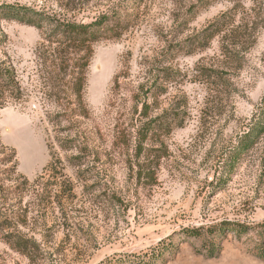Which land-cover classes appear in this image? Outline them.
<instances>
[{"label": "rangeland", "instance_id": "374dc122", "mask_svg": "<svg viewBox=\"0 0 264 264\" xmlns=\"http://www.w3.org/2000/svg\"><path fill=\"white\" fill-rule=\"evenodd\" d=\"M8 6L106 16L119 37L94 46L79 101L84 53L0 11V66L22 94L0 108V264H264V135L235 158L264 108V0ZM222 15L240 30L205 41Z\"/></svg>", "mask_w": 264, "mask_h": 264}, {"label": "trees", "instance_id": "16d2710c", "mask_svg": "<svg viewBox=\"0 0 264 264\" xmlns=\"http://www.w3.org/2000/svg\"><path fill=\"white\" fill-rule=\"evenodd\" d=\"M233 1V0H231ZM2 11L3 19H8L11 21H17L30 25L32 27L43 28L48 26L52 29L53 36L56 38L57 49L63 50L61 53L66 57L69 55V50H75L76 55L84 53L83 56L75 61V68L81 69L79 73L76 74L74 80L71 82L72 86V96H75L76 100L83 101V88L86 83V71L90 65L91 59L94 56V46L102 40L109 39L116 34V29L118 26H107L110 19L106 16L95 19L89 23L76 22L68 19H59L57 16H49L44 13L35 12L27 7H13L8 6ZM234 23L225 20V15H222L214 22H212L205 30L202 32V37L205 41L213 39L217 36H222L223 40L235 33L239 26L235 27ZM247 29V28H246ZM240 30V29H239ZM119 37V36H113ZM111 37V38H113ZM227 41V40H226ZM222 46V52L225 57L231 56L235 53V44H230V42H225ZM64 57V58H65ZM74 61V60H72ZM80 62V66L77 64ZM21 90L16 81V71L13 67L2 68L0 66V108H2L8 99L14 97L16 100L21 98ZM12 96V97H10ZM257 121L253 124V127L244 135L243 139L239 143L237 149L235 150V158L240 159L243 154L248 153L253 150L256 145L260 142L262 135H264V108L256 113ZM14 156L16 155L13 152ZM16 170L17 164L14 165ZM23 183L28 185L30 182L24 178ZM203 236L201 230H190L189 237L200 238ZM17 251L20 253H26L27 250L23 243H19Z\"/></svg>", "mask_w": 264, "mask_h": 264}]
</instances>
